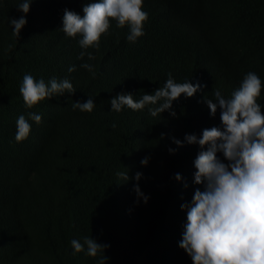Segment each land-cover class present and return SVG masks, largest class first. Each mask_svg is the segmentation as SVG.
I'll return each instance as SVG.
<instances>
[{
    "label": "trees",
    "instance_id": "16d2710c",
    "mask_svg": "<svg viewBox=\"0 0 264 264\" xmlns=\"http://www.w3.org/2000/svg\"><path fill=\"white\" fill-rule=\"evenodd\" d=\"M22 2L0 0V264H96L86 247L74 253L71 246L86 236L110 245L106 264H193L179 246L187 223L181 205H191L205 186L194 183L201 148L185 136L199 138L202 131L175 104V117L167 110L157 117L120 116L110 101L124 86L137 85V95L143 88L157 90L169 73L174 78L188 71L197 58H211L214 70H249L264 48V0H144L143 6L165 7L169 21L151 24L153 36L131 45L122 44L120 32L101 36L99 49H81L92 53L90 62L78 59L73 38L62 31L64 10L57 0H32L27 14L18 10ZM22 16L27 23L17 38L10 20ZM111 27L117 30L112 21ZM154 38L177 41L189 47L188 55L172 60L167 48L157 53ZM111 58L114 66L103 70L102 61ZM83 63L94 66L95 77ZM256 71L264 84V72ZM25 74L46 84L68 79L76 91L27 108L19 91ZM88 99L96 105L91 113L72 107ZM179 104L180 110L186 106ZM29 113L40 114L42 122ZM21 115L31 132L17 142ZM216 127L223 130L222 122ZM126 171L124 182L118 173ZM137 184L147 203L134 191Z\"/></svg>",
    "mask_w": 264,
    "mask_h": 264
},
{
    "label": "clouds",
    "instance_id": "9594fccd",
    "mask_svg": "<svg viewBox=\"0 0 264 264\" xmlns=\"http://www.w3.org/2000/svg\"><path fill=\"white\" fill-rule=\"evenodd\" d=\"M31 3L32 0H23L18 10L27 14ZM143 3L144 0H57L55 6L64 10L62 31L73 38L69 41L77 48L78 59L90 62L94 59L92 53L81 49H99L101 36L120 32L122 44L131 45L150 34L153 36L149 32L151 24L161 18L169 21L165 7L160 10L143 6ZM111 21L117 30L111 29ZM26 23L23 16L11 19L13 35L18 38ZM154 42L157 53L167 48L172 60L188 55L185 51L189 47L184 48L177 41L167 43L154 38ZM251 42L242 56L249 51ZM257 50L259 56L249 70L229 67L214 70L211 58H197L188 71L178 72L174 78L169 73V78L157 90L143 88L145 92L137 95V85L124 86L110 101L111 111L120 116L124 113H137L138 116L146 112L157 117L167 110L175 117L172 110L175 104L180 114L186 113L187 122L197 123L194 130L202 131L199 138L195 134L185 136L187 144L201 148L194 160V183L205 186L204 191H195L191 205H181L182 210L187 209V223L179 246L191 257L193 264H264V106L261 103L264 84L256 71L260 68L264 72V48ZM113 62L112 58L102 61V69L110 70ZM81 67L95 77L93 65L83 63ZM75 70V65L69 68V72ZM19 91L25 106L32 108L45 99L76 90L68 79L52 78L46 84L43 79L36 80L31 74H25ZM179 100L186 103L181 110ZM95 106L92 99L72 105L87 113ZM125 107L128 108L126 112ZM29 116L36 124L42 122L40 114L29 113ZM219 121L223 130L216 127ZM16 124L15 139L22 142L29 137L31 125L23 115L18 117ZM174 143L183 146L179 140ZM169 152L174 150L169 149ZM217 153H222L228 163L219 159ZM148 162L147 157L141 160L145 166ZM118 176L124 182L129 179L127 171ZM141 177L142 173L137 172L134 179L139 181ZM175 178L182 179L179 174ZM134 191L147 203L148 197L138 184ZM71 246L74 253L84 252L86 247L88 256L98 257L96 264H106L108 258L104 253L110 245H101L86 236L83 243L73 239Z\"/></svg>",
    "mask_w": 264,
    "mask_h": 264
}]
</instances>
